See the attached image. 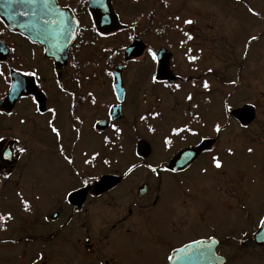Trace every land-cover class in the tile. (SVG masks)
Segmentation results:
<instances>
[{
    "label": "flooded vegetation",
    "instance_id": "flooded-vegetation-1",
    "mask_svg": "<svg viewBox=\"0 0 264 264\" xmlns=\"http://www.w3.org/2000/svg\"><path fill=\"white\" fill-rule=\"evenodd\" d=\"M104 1L121 25L116 30L97 29L89 0H56L77 24L64 64L0 16V264H169L174 250L183 248L199 249L179 251L176 264H212L213 256L223 264H264V244L253 237L264 210L256 219L249 212L257 195L264 198V101L233 107L231 93L222 97L231 73L213 67L196 41L206 22L200 9L187 4L193 15H183V1L158 20L141 0ZM158 1V10L170 2ZM177 15L185 27L177 25ZM123 31L127 42L107 53L100 68L80 69L75 58L94 38ZM170 32L182 44L180 58L175 53L181 49L168 46ZM263 35L257 29L244 50ZM135 36L144 51L125 60L123 48ZM159 48L170 54L158 70ZM142 60L140 68H127ZM117 65L119 93L113 86ZM12 74L25 82L9 102ZM214 97L220 100L217 116L206 110ZM248 105L251 122L233 115ZM81 137L86 145L78 149L83 164L77 165L73 151ZM252 143L262 152L250 166ZM42 157L54 160L53 170L35 164ZM35 169L63 179L31 181ZM108 175L119 180L96 189Z\"/></svg>",
    "mask_w": 264,
    "mask_h": 264
},
{
    "label": "rangeland",
    "instance_id": "rangeland-1",
    "mask_svg": "<svg viewBox=\"0 0 264 264\" xmlns=\"http://www.w3.org/2000/svg\"><path fill=\"white\" fill-rule=\"evenodd\" d=\"M183 1H185L181 12L183 15H193L192 10L187 5L190 4L191 7L200 9L199 14L200 16L203 15L202 20L206 21H202L201 28L199 29L200 32L197 35V39H195L199 42V45H202V51L205 48L208 52L211 65L216 67V69H230L232 84L230 87L221 88L220 94L222 97L226 91L231 93L229 102H232L233 107L243 103L250 105L262 103L264 101V38L259 42H252L253 44L250 45L248 50H244V44L248 39L250 41L253 37L252 35L256 34L257 29L264 32V0H170L165 9L159 10L157 8L161 4L158 0H141V3L145 5L146 2L149 7L155 10L158 20H161L170 14L167 12L179 10L183 5ZM177 16L179 17L176 20L178 21L177 25L185 27V18L181 15ZM181 21L184 24H181ZM205 26L210 27L204 29ZM251 26L254 29L253 32L250 31ZM229 27H232L231 34L228 30ZM177 30L175 29L174 31ZM172 36L173 32L167 35V40L170 41L168 46L181 49L182 44L173 40ZM195 39L192 40L193 43L196 42ZM127 40L128 31L119 32L113 37L94 38L88 47L81 50L75 61H78L80 69L85 71V73H87L86 70H90L91 68H100L104 56L110 51L121 49ZM251 40H254V38ZM230 44H232L231 47L233 49L227 51L226 47L227 45L230 46ZM182 52V49L178 52L176 50L175 57L180 58ZM143 61H137L139 62L138 64L130 65L127 68H140ZM206 110L211 116H217L220 110L219 97L217 99L214 97ZM73 139L76 140V136H73ZM82 139V137L77 139L79 143L73 151V164H83L78 155L79 147L86 145L85 140ZM248 149L249 165L252 166L259 162V154L262 151L264 152V150L261 151L258 145L253 143ZM33 157L34 155L28 156L30 161L34 160ZM53 163L54 160L49 161L46 157H42L41 160L38 158V161L35 162L38 166L51 170L54 167ZM33 173L38 177H32L31 181L38 178L40 181L60 183L63 179L57 172L48 173L47 171L43 172L35 169ZM25 192L31 193L32 190L28 188ZM257 197H259L258 204H251L249 210L250 216L254 218L259 216V210H264V198H261L262 195H257ZM26 205L30 211H33L34 206L32 201H27ZM144 259L145 256L142 257V260Z\"/></svg>",
    "mask_w": 264,
    "mask_h": 264
},
{
    "label": "water",
    "instance_id": "water-1",
    "mask_svg": "<svg viewBox=\"0 0 264 264\" xmlns=\"http://www.w3.org/2000/svg\"><path fill=\"white\" fill-rule=\"evenodd\" d=\"M88 7L100 32L113 31L121 26L117 19L111 18L112 9L106 1L89 0ZM0 16L7 22L11 30L21 33L32 43L42 46L46 57L53 59L54 62L65 63L68 47L77 31V24L72 13L67 9L59 7L56 0H0ZM144 48L145 45L142 40L135 36L123 48V58L127 60L131 57L140 56ZM169 54L170 52L164 48H159L155 51L158 70L167 66L164 55L168 56ZM121 68V65H117L113 71V86L118 93L119 90L120 92L122 91ZM24 80L25 78L22 75L12 74L11 89L5 101L13 102L16 100L20 93H22L19 86L25 82ZM245 107V111L242 109L235 110L233 111V115L239 120H243V115H246L248 116V122H250L253 119V115L250 112L252 109L249 105ZM96 127H99V122L96 123ZM143 142L142 140L138 141L136 146L137 151L140 152L145 148ZM118 180L119 178L113 175L100 177L95 183V188H108ZM253 236L257 244H264V217ZM199 244L201 243L190 245L198 246ZM198 249L183 248L174 250L169 264H176V255L179 251H192L195 253ZM220 258L218 257L216 262L214 261V256L213 260H205H212V264H223L224 260L222 261Z\"/></svg>",
    "mask_w": 264,
    "mask_h": 264
}]
</instances>
